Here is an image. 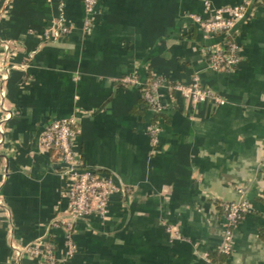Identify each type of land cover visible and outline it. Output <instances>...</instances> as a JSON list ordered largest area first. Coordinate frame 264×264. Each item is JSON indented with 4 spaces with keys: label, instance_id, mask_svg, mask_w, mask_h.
<instances>
[{
    "label": "crops",
    "instance_id": "0c3cea01",
    "mask_svg": "<svg viewBox=\"0 0 264 264\" xmlns=\"http://www.w3.org/2000/svg\"><path fill=\"white\" fill-rule=\"evenodd\" d=\"M243 2L251 8L238 33L241 63L215 72L200 53L210 41L190 16ZM60 10L70 33L51 40ZM85 17L83 0H0V38L14 48L15 66L0 81V264H39L26 248L45 244L52 220L65 216L59 164L37 140L70 116L79 121L72 147L81 164L133 193L113 197L104 218L78 221L75 252L61 264H206L223 230L222 205L239 190L251 210L220 259L264 264V0H96L88 32ZM127 76L182 85L197 76L223 102L192 107L169 95L153 151V114L137 87L120 82ZM52 234L62 248L64 233Z\"/></svg>",
    "mask_w": 264,
    "mask_h": 264
},
{
    "label": "built area",
    "instance_id": "2783aa9c",
    "mask_svg": "<svg viewBox=\"0 0 264 264\" xmlns=\"http://www.w3.org/2000/svg\"><path fill=\"white\" fill-rule=\"evenodd\" d=\"M83 6L86 12L83 30L88 32L93 25L90 16L96 7V0H83ZM250 8L248 2L219 8L206 5L204 15L190 16L202 38L210 41L200 47L201 57L207 68L227 74L237 69L242 60V48L238 41L239 28L250 15ZM69 33L70 29L64 23L61 11L59 18L49 29L48 36L51 40H59L67 37ZM0 48L2 51L0 81L3 82L9 71L15 67L10 64L14 48L1 38ZM27 57L31 59L32 54ZM120 82L124 85L137 87L141 99L153 114L152 123L147 131L153 151L158 145V136L162 130L161 116L166 110V99L169 95L179 93L190 102L192 107L205 100H213L218 104L223 102L205 88L197 76L188 85L173 84L158 76H150L145 82L139 81L134 76H127ZM9 119L10 114L5 113L2 120L8 121ZM79 132L78 119L70 116L51 121L37 140L39 148L49 152L59 164V174L63 178L61 198L67 204L65 216L52 220L45 244H32L26 248V253L37 258L39 264L66 262L75 252L71 236L77 222L91 215L104 218L113 197L117 196L125 200L133 193L129 186L116 183L114 174L84 167L81 164L79 156L72 147V140ZM4 138L5 131L0 124V146L4 143ZM222 208L224 224L216 250L218 254L229 256L233 249L234 230L250 212L251 206L245 197V192L239 190L238 199L224 203ZM56 230L64 233L62 248H57L55 245L52 233ZM166 230L169 234L176 235L175 228L167 226ZM204 259L206 264H219L217 261H212L209 254H205Z\"/></svg>",
    "mask_w": 264,
    "mask_h": 264
},
{
    "label": "trees",
    "instance_id": "16d2710c",
    "mask_svg": "<svg viewBox=\"0 0 264 264\" xmlns=\"http://www.w3.org/2000/svg\"><path fill=\"white\" fill-rule=\"evenodd\" d=\"M142 102L144 103V101L142 100ZM145 104V103H144ZM146 106V105H145ZM153 120V119H152ZM223 255L221 254H218L217 253V250L215 253L213 254H209V258L212 260V261H217L219 264H222V258L220 259V257H222Z\"/></svg>",
    "mask_w": 264,
    "mask_h": 264
}]
</instances>
